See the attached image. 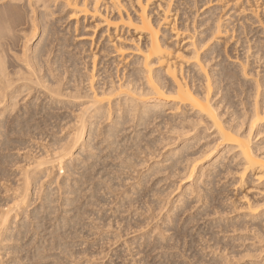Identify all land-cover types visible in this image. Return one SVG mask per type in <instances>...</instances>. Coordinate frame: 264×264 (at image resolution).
I'll list each match as a JSON object with an SVG mask.
<instances>
[{"label": "bare ground", "instance_id": "1", "mask_svg": "<svg viewBox=\"0 0 264 264\" xmlns=\"http://www.w3.org/2000/svg\"><path fill=\"white\" fill-rule=\"evenodd\" d=\"M181 2L0 0V181L12 144L42 146L7 185L0 252L55 214V193L67 210L51 235L66 227L83 188L90 199H109L125 184L128 202L177 176L176 190L188 185L173 212H193L180 226L184 215L163 218L158 249L174 247L198 218L217 215L204 226L209 238L197 235L210 263L264 264V0H208L199 14L209 22L199 32L198 8L190 22ZM248 30H256L249 39ZM227 44L238 55L228 59ZM85 48L93 52L82 62ZM58 128L69 131L61 138ZM159 148L161 160L140 172ZM106 154L118 162L107 171Z\"/></svg>", "mask_w": 264, "mask_h": 264}, {"label": "rangeland", "instance_id": "2", "mask_svg": "<svg viewBox=\"0 0 264 264\" xmlns=\"http://www.w3.org/2000/svg\"><path fill=\"white\" fill-rule=\"evenodd\" d=\"M206 1L208 0H203V1L202 0H182L181 2L182 5L180 6V15L182 18L188 19L190 22L192 21L191 18L194 16V11H197V8H198L197 16L195 18V25H194L198 27L197 29L198 32L202 28L205 27L204 26L205 23L209 22L208 20H206L208 19L209 14L207 15L199 14V11L201 10L202 5ZM227 22H229V20ZM248 31H252V32L248 34L247 36L244 35V38L247 37L249 39V37L253 36V33L256 32V30H248ZM238 33L239 32H236V33L234 32L233 34L228 33V35H233L236 38L238 36ZM85 50H86L85 52H81V54L78 56L79 60L82 62L89 61V59H87L88 58L87 56L88 54L93 52V51L90 52L89 48H85ZM225 51L227 52V58L230 59L234 57L235 54H237V51L240 52V49H237L236 51H232L231 44H227ZM84 57L86 58L84 59ZM55 130L56 129H54V131ZM63 130L62 128L57 129V132L58 134L60 133L59 135L61 136V138L64 136V134L67 131H69L68 129L66 131L65 130L63 131ZM147 132L148 130L144 131V133H147ZM58 134L56 135V137L60 138ZM14 138L16 139V137H12V139ZM23 141H22L23 144L22 143L12 144L9 150L6 151V153L12 157L9 160L10 162L8 163L6 162V166L4 165L5 169L8 171L6 172L7 173L6 176L8 175L7 177H9L11 175L12 177L10 176L9 179L7 177L6 178L4 177L2 178L3 180L0 181V204L6 202L7 200H9V198H11L12 193L11 191H7V189H8L9 184L14 181L13 179H15V177L13 176H15L14 174L16 173V170L19 169V166L20 168L24 166V163L25 161L28 160L27 158H29L31 151L33 152V151H36L37 148H40V149L42 148V146H40L41 143H39L38 140H35V141L32 140V142H27L28 144ZM46 142H49V139ZM42 145L44 148L46 146V143L42 142ZM163 152L164 150L159 148L157 153H155L156 156L154 154V156L152 157L153 159L150 158V160H148L142 167L138 168L140 172L145 170V168L150 166L152 163H155V161L159 162L161 160ZM33 154L34 153H32V155ZM107 157L108 158L105 157V159L104 158L102 159V162L104 160H105L104 162L108 161L105 163V166H106L104 168L105 171H107V168L108 169L110 168L109 170L113 169L114 168L113 164L115 163V165H117L116 163H118L116 159H113V157H111L113 160L109 159V156ZM145 160L147 159L145 158ZM110 161L111 163H109ZM165 174H160L158 175V177L159 176L166 177ZM4 179H6V181ZM164 179L166 180V178ZM164 179H162L161 182L157 184L154 183L155 185H152L151 183L148 184V186L145 187L147 190L144 188L145 191L143 190L140 191L141 193L143 192L142 195L139 192L138 194L133 195L135 198L132 196L133 200L130 196L133 202L131 203L133 205L129 204L130 207H128L129 206L128 204H127L128 206L125 204L127 200L124 199V196H125L124 192L128 190V186H125L127 188L122 189L124 187L123 185L125 184L117 188L116 191L113 193L114 197L111 195L112 197L109 196V199H107L104 196H103L104 199H102L101 195H98L96 198L95 196L97 194L93 196L94 198L92 197L90 199V197L88 196L90 192H87L86 189L83 188L81 189V192L83 193L84 191L87 192L88 193V194L86 193L87 198L85 197V195H83V193L81 192L80 194L78 193L79 195V196L77 195L78 203L75 202L77 206L75 205L76 208L74 207L75 211H70V213L68 212L69 215L67 214V217L70 220L67 223L66 227L61 228V232L60 230H58L57 234L51 235L50 233H47V232L54 231L52 230V227L56 225L55 223L56 220H59L61 218V212L64 211L63 209L67 210V208L65 207L64 208L60 207L61 205L60 199H59L61 197L60 193L59 194L57 193L58 195L55 193V195H53V197L56 196L55 198H53L55 203L53 202L52 204V206L54 205L55 207L54 211L56 210L55 214L51 216H47L46 218L44 217V219H41V220H44L43 222L45 224L43 222L39 224V227L40 226L42 227L38 228V230H36L37 229L35 226L36 224L35 225L33 224L34 226L31 225V228L28 227L27 231L24 232L26 233L25 234L26 237L23 233L19 236V239L16 238V241H17L16 247L14 245L16 242L15 239L12 242L10 241L11 244L9 243V245H8L9 241L7 243L4 242L5 244L3 245L7 244V247L5 248V253H7V255L3 252L4 250L0 252L1 254H3V255L0 254V264H14V263L15 264H19V263L29 264V262L30 264H199L200 262H201L200 264H211L210 263L211 255L206 253L208 252V250L205 249L206 245L204 241L202 240L198 242L197 235L199 232H202V234L205 236L201 234L202 236L200 237L201 239L204 237L203 239L206 241L209 238V235L207 234L209 230L206 231L207 228L206 227L204 228V226L210 220H213L217 215H215L214 218L213 216H211L212 218L209 217V219L208 218L205 219L206 221L203 220L204 218L203 219L198 218L195 222H193L194 226L192 224H189L188 227H190V225L191 227L190 228L187 227V228L190 229V231L191 229L194 230L193 234L192 233L189 234L188 232L190 231H187V233L185 234L183 233L181 236L177 237L178 240L176 238L177 240L176 244H174L175 245L174 247L171 246L172 248L169 247L170 245L167 246L168 244L167 245L165 244L166 246L164 245V247H166L167 249L166 248L158 249V245L155 244L157 243L156 238L158 237L156 234H158L160 227H162L163 218L171 214H174V213L180 217L184 215L182 216L183 218L181 217L182 220H181V223H179V226H180L182 224V221L185 219V217H187L188 214H190L189 212L191 213L193 212V211H189V212L187 211L185 214H182V212H179L176 209H175V212H173L177 204L176 200L180 196L182 192L181 190L184 189L182 187L184 185L187 186L188 183L181 184L179 188L176 190V186L174 184H176L179 181V178L177 176L169 177L166 181H164ZM46 181L47 180H45V182ZM46 187L47 185L44 184L43 189H46ZM53 187L54 185H52L50 188L53 189ZM120 192L121 193L123 192V193L121 194ZM81 194H82V197H80ZM221 195L224 197V199H229L232 193L230 191H223ZM99 196L101 197L102 200L99 198ZM136 196H137V200H136ZM98 198L100 199V202L98 201L99 200ZM120 198L121 200L119 201ZM123 199L126 200V202ZM131 200L129 199L130 202ZM129 201L127 203H129ZM117 202L122 204L123 207L117 208L116 206L119 204ZM38 203L39 201L37 200L35 202L34 207L37 206ZM32 207L30 209H32ZM77 207L78 208L80 207L79 210L77 209ZM82 207H84V209ZM1 209L3 208L0 206V210ZM80 209L83 212L81 211V213L79 214ZM110 209L114 212H112ZM62 214H63L62 216L66 217V215H64L66 213L63 212ZM59 216L60 218H58ZM49 217H52V218L50 219ZM219 217L222 218V216H219ZM223 217H228V215L223 216ZM47 218H49L50 222H48ZM19 219L20 217L17 218L18 221ZM195 225L197 226L195 227ZM32 226L35 228L34 230ZM68 228H71V229H68ZM204 229L205 231H202ZM216 231L217 230H215V232ZM33 233L34 234L36 233V235H34ZM60 235L62 236V238L60 237ZM211 244H209L208 246H211ZM8 246H10L11 249L10 247L8 248ZM12 246H14V248ZM37 246L40 247V249L37 248ZM60 247H61V250H60ZM36 248H37V251L39 250L38 252L36 251ZM18 251H19V254H18ZM14 253L17 255V257ZM20 254H23V255H20ZM38 254H39L38 256L39 258L37 257ZM262 254H264V251L262 252ZM8 255L10 258L8 257ZM193 255H194V258H193ZM205 255L207 256L206 258H205ZM168 257L170 259H168ZM18 258H19V262H18ZM33 258H34V261L31 260Z\"/></svg>", "mask_w": 264, "mask_h": 264}]
</instances>
